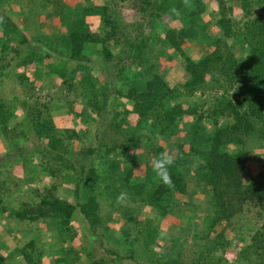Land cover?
<instances>
[{"label": "trees", "instance_id": "trees-1", "mask_svg": "<svg viewBox=\"0 0 264 264\" xmlns=\"http://www.w3.org/2000/svg\"><path fill=\"white\" fill-rule=\"evenodd\" d=\"M80 1L42 0L40 8L60 6L49 15L55 28L50 36L27 35L11 12H0V139L7 150L0 179L17 168L19 190L29 186L21 190L23 201L0 189V219L9 235L30 236L10 254L0 247V264H42L46 247L54 254L50 264H227L231 242L225 230L216 232L222 222L239 240L249 226L252 243L240 257L264 264V170L252 174L248 168L255 148L264 149V0H238L241 17L229 0H140L144 21L135 27L110 7L127 0ZM211 2L217 9L209 13ZM166 58L183 71L174 84L162 66ZM43 76L53 78L51 98L39 95L43 88L36 83ZM20 111L27 129L17 132L11 121ZM58 111L74 115L84 130L59 128ZM104 121L126 139L118 144L98 134L85 149L86 132ZM72 144L83 155L76 162L69 158ZM161 153L173 157L171 186L154 170ZM256 156L263 157L260 151ZM41 173L64 174L72 201L55 184L34 188ZM180 196L190 200L182 203ZM195 197L212 209L203 219ZM113 207L126 219L120 235L110 226L111 211L106 213ZM143 207L153 218L140 220ZM178 216H186V236L165 237L163 225ZM43 227L54 243H44L48 236L39 242ZM191 235L197 257L184 262L177 248ZM79 238L86 245H75Z\"/></svg>", "mask_w": 264, "mask_h": 264}, {"label": "rangeland", "instance_id": "rangeland-1", "mask_svg": "<svg viewBox=\"0 0 264 264\" xmlns=\"http://www.w3.org/2000/svg\"><path fill=\"white\" fill-rule=\"evenodd\" d=\"M234 8V14H236L237 16L241 17L242 12L240 11L239 7H238V0L235 1H231L229 0ZM52 2V1H51ZM80 2H85L86 5L89 3L91 5H99V3H101V0H88L86 2V0H81ZM41 3L42 0H9L7 1V3L5 4H0V12L1 13H8L11 12V17L13 19V21L17 24V26H19V28L25 32V34L32 36L33 34L35 35L37 33V31H41L43 32V34L45 35H51L54 33L55 28L53 27L54 22L53 19L49 17V15L52 14V12H54L57 8V6H53L52 4H49L48 6H46L45 8H40L41 7ZM60 7V6H58ZM111 8H113L114 10H117L119 14H121L123 16V23H127L130 25H133V27L137 26L138 23H143L144 19L141 16V6H140V0H127L126 2H117L116 4H111L110 5ZM217 6L215 5L214 2H211L208 6V12L212 13V11L216 10ZM46 16V18H45ZM25 22V23H24ZM25 25V26H24ZM146 29V26H145ZM93 31H96L93 27H92ZM98 30H100V26H98ZM163 68L168 70L169 72L167 73V78L172 82V84L178 82L182 76H183V71L181 70V68L179 67V65H177L176 61H171L168 60L167 58L163 60V64H162ZM116 67L115 70L112 69L111 74L115 75L116 74ZM95 74H98V71L95 72ZM98 77L101 80H104L102 73L98 74ZM52 80L53 78H47L46 76H43V79L41 81H38L36 84L38 87L43 88L42 91L40 92V96L41 97H47V98H51L52 95L55 93L54 87H52ZM114 80H117V78L115 77ZM9 85V86H8ZM5 85V89L7 88V90L5 91V94L8 95V90L9 87L11 86L10 84ZM63 91V96H65L64 94H66V90L62 89ZM16 92L18 94H21V87L16 89ZM24 96H22L21 98H23ZM69 99L71 100V102H74V107L77 110H80V101H75V96L73 95V93L69 94ZM64 103V102H62ZM66 106V103H64ZM123 109V108H121ZM65 110L67 111V106L65 107ZM63 113V114H62ZM60 113V111H58L56 113V115L60 114L58 117V121L56 122L58 126H60L59 128L62 129H77V130H84V127L82 125L79 126V122L80 120L75 119L74 115H68L65 112ZM136 119V118H135ZM25 121V114L24 112L20 111L18 112L17 116L15 118H13V120L11 121V126L13 128H15L17 130V132L22 131V129H27V127L24 124ZM123 128H128V125L123 126ZM81 132V131H80ZM88 134V138L86 140L87 143L85 142V149L88 148V146L91 145H95L97 143V139L96 137H98V134L101 135L102 137H106L107 141H111V138L114 139V141L118 144L120 143V140L126 139L124 137V132H120L119 130H113L112 128L110 129V124L108 122H102V124H97L94 125L93 127H91V129L89 131L86 132ZM183 135V134H182ZM71 150L73 151V156L69 155V158L72 159L73 162H76L78 159H82L83 155L80 154L79 152V148L77 147V144H72L71 146ZM259 151L262 154V158L257 156ZM139 152H141V150H139ZM7 153V150L5 149V142H3L0 139V159L2 158V156H4ZM251 156V162L250 164H248V168L250 173L252 174H256L259 173L260 171L264 170V149H258L257 147L255 148L254 151V155L250 154ZM93 158V156H86L85 159L87 161L91 160ZM84 159V161H85ZM95 166L98 165L97 167L100 169V171H103L104 166L101 165L102 163H98V159L93 160ZM74 172V171H73ZM75 173V172H74ZM21 174L19 171H17V168L12 169V168H8V172H6L5 174L1 175V179H0V189H2L3 191H7V194H14V196L20 198L22 201L25 200V197H22V193L26 192L28 190V185L27 184H21L20 185V189L18 188V186L16 185L17 181L16 179H21ZM39 182H35L34 184V188L37 186L39 189H43V187H50L51 184H55L58 186V189L56 190L58 194H60L63 198L66 199H70L72 201L74 195L73 193L69 192L68 189L69 187H72V184H70L71 182H67L66 180V176H64V174L62 176H55V177H51L48 176L44 173L40 174V178H39ZM245 181L248 180V177L246 176L244 178ZM65 182V183H64ZM190 188H192V190L195 189L194 184L191 183ZM21 191V193L19 192ZM194 198V197H193ZM198 198V199H197ZM195 197V202L200 204V207L198 209L197 215L199 216V219H203L205 218L207 215H209L212 212V209L209 207V205L206 203V200L204 197ZM8 199L15 204L16 201H13L14 197L8 195ZM180 200L181 202H188L189 196H180ZM200 200V201H199ZM119 207V206H116ZM110 208L106 210L107 212L112 213L113 215V220L110 222V226L113 230H116L117 232L120 231V228L124 225V221L126 219H123V213L122 211H119V209L117 208ZM181 209H183V213H189L190 211L185 210L184 205H181ZM139 218L140 220H145L146 217L149 218H153V211H151L148 207H143L140 210L139 213ZM188 221H186V216H181L178 218L174 217L168 224L163 225L162 227V233L165 235V237L170 236H181L184 237L185 232L184 230H182V227H184L187 224ZM6 221L4 219H0V247H5L7 250L2 251L3 254H10V252L15 248V247H23L27 244V240L30 239V236H26L25 239L22 238V235L18 234L17 236H12L9 235L6 231ZM80 225L81 223H77V229L80 231ZM250 226H253L254 224H249ZM128 227V226H127ZM31 229V228H30ZM33 230V228L31 229ZM221 230H225V239L226 241L228 240V242H231V245H229L225 251L224 257L225 260L227 261V264H251L250 263H246L244 260L241 259V253L243 252L242 250L244 249H249V246L251 245L252 241H251V236L253 234L252 230L250 229L249 226H244V229L242 231L241 234V238L242 240H239L236 233L234 232V229L232 227H228L226 225L225 222H222L220 224H218L216 226V232H220ZM34 234V233H33ZM47 234V230L45 227H43L41 229L40 232V236H39V242H44V239H41V237L43 236H48L47 238H45V242H51L54 243V239L50 238L52 237L51 235H46ZM117 235H120V233L118 232ZM33 237V235H32ZM36 237V236H35ZM49 239V240H48ZM80 244L82 246L86 245V240L83 238H79L76 240L75 245H77L78 247L80 246ZM106 244H110L111 247H115L117 242L114 240H106ZM169 245H171V243H168ZM60 248V247H59ZM167 248H163V250H165ZM179 249L180 253L182 254V260L184 262H189L192 261L193 259H195L197 257L196 255V251H197V247H196V243L194 240V236H188L186 239V242L184 243L183 246L178 247L177 250ZM97 251L98 252H103L101 247L97 246ZM248 255V252H247ZM246 255V256H247ZM54 254L53 252H51V250L46 247L44 249V261L42 264H50L51 259L53 258ZM19 257L21 256H16L15 257V261L19 260ZM109 257V256H107ZM176 257H177V253H176ZM248 258V257H247ZM246 259V258H245ZM19 262V261H18ZM24 264V259H22V261L20 262V264ZM112 264V263H111ZM128 264H135L132 262H128Z\"/></svg>", "mask_w": 264, "mask_h": 264}, {"label": "clouds", "instance_id": "clouds-1", "mask_svg": "<svg viewBox=\"0 0 264 264\" xmlns=\"http://www.w3.org/2000/svg\"><path fill=\"white\" fill-rule=\"evenodd\" d=\"M173 164V157L171 155L161 153L158 158L153 160L154 170L156 175L160 178V180L168 186L172 185V179L169 171V167ZM192 190V188H190ZM123 193L121 197L118 199L123 198Z\"/></svg>", "mask_w": 264, "mask_h": 264}]
</instances>
